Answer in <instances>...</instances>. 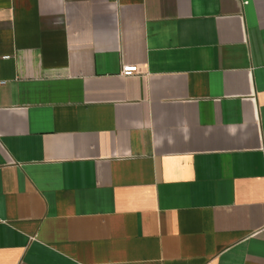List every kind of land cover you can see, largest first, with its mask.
<instances>
[{"label": "crops", "instance_id": "0c3cea01", "mask_svg": "<svg viewBox=\"0 0 264 264\" xmlns=\"http://www.w3.org/2000/svg\"><path fill=\"white\" fill-rule=\"evenodd\" d=\"M0 83V264H264V0H0Z\"/></svg>", "mask_w": 264, "mask_h": 264}, {"label": "built area", "instance_id": "2783aa9c", "mask_svg": "<svg viewBox=\"0 0 264 264\" xmlns=\"http://www.w3.org/2000/svg\"><path fill=\"white\" fill-rule=\"evenodd\" d=\"M138 72V66L137 65H124L122 67V76L123 77H131L135 75ZM3 83H0L2 85Z\"/></svg>", "mask_w": 264, "mask_h": 264}]
</instances>
